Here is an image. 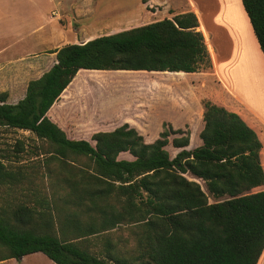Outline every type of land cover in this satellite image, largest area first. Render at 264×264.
<instances>
[{
	"label": "trees",
	"instance_id": "obj_1",
	"mask_svg": "<svg viewBox=\"0 0 264 264\" xmlns=\"http://www.w3.org/2000/svg\"><path fill=\"white\" fill-rule=\"evenodd\" d=\"M243 7L264 54V0H243ZM198 27L197 16L189 12L67 44L52 52L55 64L28 83L24 98L11 104L9 94L0 93V127L30 132L50 144L47 166L59 162V181L66 189L60 201L76 208L59 222L58 234L51 214H37L24 205L0 207V261L43 253L55 264L259 263L264 252L263 143L241 116L204 101L200 141L192 150L188 127L173 130L164 125L152 143L129 124L94 133L92 141L73 140L48 116L80 70H211ZM170 143L179 150L174 158L166 149ZM125 153L133 159H121ZM69 159H85L83 167L92 172H69ZM14 176L0 162V181ZM112 198L119 208L109 203ZM84 206L99 217L84 224ZM123 223L138 226L136 256L122 255L110 241L102 255L94 254L77 241Z\"/></svg>",
	"mask_w": 264,
	"mask_h": 264
},
{
	"label": "crops",
	"instance_id": "obj_2",
	"mask_svg": "<svg viewBox=\"0 0 264 264\" xmlns=\"http://www.w3.org/2000/svg\"><path fill=\"white\" fill-rule=\"evenodd\" d=\"M103 2V0H0V48H49L33 54L6 55V57L20 55L14 60L18 61L20 69L28 74L32 73L28 63L31 55L39 62L50 61L51 66L45 71L47 72L56 62V54L52 53L55 48L63 39L73 38L65 31H89L90 27L81 25H84V20L94 14L97 8L103 7ZM151 5L158 13L163 12L167 15L168 19L189 12L197 16L198 31L204 36L212 62L210 77L215 79L216 86V99L201 98L238 114L258 133L263 143L261 157L264 168V54L243 7V0H151ZM128 7V0H120V3L115 4V14L127 16L130 12ZM49 8L53 17L47 15ZM108 13L113 12L109 10ZM156 14L153 13L151 19H156ZM113 29H116L115 24L101 30ZM90 35L81 36V43L93 39L87 38ZM6 53L7 50H0V57ZM5 60L11 61L9 58ZM95 72L110 75L146 71L80 70L59 101L48 112L49 118L66 132L68 138L92 141L91 137L94 133L111 132L124 124H129L140 131L139 125H146L148 121H153L160 115H163L162 119L172 126L171 119L179 121L181 127L191 125L192 112L188 104L190 97L187 86H200L203 83L202 72H146V74L152 73L150 84L153 88L167 91L166 94H162L164 96L160 98L159 95L148 104L134 99L112 100L113 97H124L126 90L123 88L128 86L113 82L110 78L89 76L99 75ZM44 73L34 79L40 78ZM34 79H30L29 82ZM14 82L15 80L12 79V82L6 85L8 89L3 92H8L9 96L18 93ZM133 84L129 87L144 89L146 82H133ZM27 86L28 84L24 86L21 99L25 97ZM176 90L182 92L174 93ZM8 99V103L11 104L19 101ZM203 100L197 97L194 102L195 112L202 125ZM163 106L167 107L166 113L160 112ZM84 126L92 129L91 133L78 136L80 133L76 130ZM195 134L198 136V132L192 131L191 143ZM260 190H264V186ZM31 255L23 257L20 262L16 259H8L0 261V264H22Z\"/></svg>",
	"mask_w": 264,
	"mask_h": 264
},
{
	"label": "rangeland",
	"instance_id": "obj_3",
	"mask_svg": "<svg viewBox=\"0 0 264 264\" xmlns=\"http://www.w3.org/2000/svg\"><path fill=\"white\" fill-rule=\"evenodd\" d=\"M103 7L97 8L94 14H91L84 20V25L90 27L89 31H65V33H70L73 38L69 40L63 39L61 44L55 48L59 49L60 46H65L71 43H81V36L91 34L87 38H97L106 34H114L120 31L132 29L142 25H146L155 21H161L168 19L167 15L164 13H158L154 8H152L151 0H128L129 3V14L127 16L120 14H115L114 8L116 3H120V0H103ZM119 6V5H118ZM122 6L124 4L122 3ZM109 10L113 13H108ZM47 15H53L50 13V8L47 10ZM156 19H151L153 13ZM118 13V12H116ZM116 29L107 31L101 30L107 26L114 25ZM78 27V26H77ZM44 47H15V48H0V50H7L8 53L1 55L0 57V93L3 90L8 89L6 85L15 80L16 91L18 93L10 95L9 98L12 101L20 100L24 90V86L28 84L30 79L39 77L44 73L50 66V61L39 62L36 57L33 58L31 55L28 58V63L31 68V74L25 73L20 69L19 62L14 59H18L20 55L8 56L11 54H23L41 52ZM9 58L11 61H6ZM212 70L202 72L201 79L203 83L198 87H193L188 85V93L190 99H188L189 108L192 112V117L190 119L191 125H186V127L179 126L178 122L175 120H170L173 126L162 119L163 115L156 116L153 121H148L146 125H139V133L144 136L146 143H152L159 138V134L164 130V125L171 127L173 130L182 129L186 130L188 127L191 131L198 132L202 128V121L198 119L197 113L195 112V101L197 97L203 100L201 97H212L216 99V86L215 79L210 77ZM97 74V73H96ZM99 75H89L90 77L98 78H110L113 82L124 83L125 93L124 97L117 96L111 98L112 100H117V98L134 99L143 104L151 103L154 98L160 95V98L166 94V90H157L151 86L152 75L146 73H121V74H110L98 73ZM199 79V77H196ZM195 80L196 79H190ZM145 81L146 85L144 89L129 87L133 86V82ZM189 81V80H188ZM9 83V84H10ZM114 89V88H113ZM181 90H176L174 93H181ZM8 93V92H7ZM9 94V93H8ZM184 96V95H183ZM166 97V96H165ZM186 97V96H185ZM210 101L204 99V101ZM9 101V99H8ZM167 112V107L163 106L160 108V112ZM166 117V116H165ZM162 119V121H161ZM168 120V118H167ZM90 128L80 127L76 130L78 136H86L91 133ZM200 137L195 134L193 142L191 143L190 149H194ZM94 144V142H92ZM171 157L174 158L179 150L172 147L171 143L166 148ZM53 148L47 141L38 139L34 134L6 127H0V162L3 165V170L6 172L15 173L16 179H10L5 182L0 181V207L7 208L9 210L16 209L19 206H28L34 208L37 214H51L55 219V231L60 234L61 226L59 222H63L68 218L72 211L76 208L72 206H66L60 198L65 195L66 189L59 181V173L61 171L60 164L57 160H52L49 166H47L48 159L51 158ZM121 159H133L129 153L121 154ZM73 159H69V164L67 165V170L71 173H76L79 169L86 172H92L88 169L85 159H79L76 163L72 162ZM78 169V170H77ZM191 179L190 175H187ZM202 187L205 189V184L202 180L198 181ZM259 191L255 189L252 193ZM210 203H214L215 200L210 198ZM110 204L121 206L118 200L110 199ZM81 219L84 224L90 222L91 218L99 217L97 214L86 212L85 206L81 209ZM88 210V209H87ZM59 220V221H58ZM69 236V235H68ZM72 236V235H71ZM69 236V238L71 237ZM137 236H138V226L136 224L123 223L112 229L103 233H98L96 235H91L83 239L77 240L82 242L92 253L102 255L105 251L106 242L110 241L114 247V250L121 253L126 257H133L138 255L137 247ZM74 238V236H72ZM17 260V259H16ZM19 261V260H17ZM20 262V261H19ZM22 264H54L53 261L45 257L42 253L32 254L30 257L25 259Z\"/></svg>",
	"mask_w": 264,
	"mask_h": 264
},
{
	"label": "bare ground",
	"instance_id": "obj_4",
	"mask_svg": "<svg viewBox=\"0 0 264 264\" xmlns=\"http://www.w3.org/2000/svg\"><path fill=\"white\" fill-rule=\"evenodd\" d=\"M258 264H264V252H263V255L261 256Z\"/></svg>",
	"mask_w": 264,
	"mask_h": 264
}]
</instances>
